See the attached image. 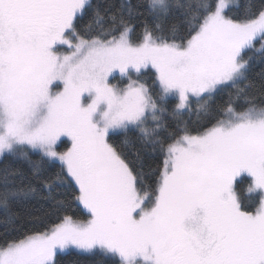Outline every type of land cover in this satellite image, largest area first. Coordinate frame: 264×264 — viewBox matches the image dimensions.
Returning <instances> with one entry per match:
<instances>
[{
    "label": "snow or ice",
    "instance_id": "1",
    "mask_svg": "<svg viewBox=\"0 0 264 264\" xmlns=\"http://www.w3.org/2000/svg\"><path fill=\"white\" fill-rule=\"evenodd\" d=\"M256 61L264 0H0V207L38 197L90 217L6 241L0 264L72 248L101 264H264ZM146 69L152 86L131 78ZM145 157L162 160L146 172Z\"/></svg>",
    "mask_w": 264,
    "mask_h": 264
},
{
    "label": "trees",
    "instance_id": "2",
    "mask_svg": "<svg viewBox=\"0 0 264 264\" xmlns=\"http://www.w3.org/2000/svg\"><path fill=\"white\" fill-rule=\"evenodd\" d=\"M253 3L259 5L260 0H252ZM135 3V0H133ZM230 15H238L236 12L230 13ZM140 31L139 22H137V33ZM135 39V37H134ZM264 71V65L260 64L258 61L254 62L251 68V77L259 82L260 73ZM131 78L133 80L140 79L142 82H146L148 85L152 86L155 80V73L151 69L144 70L143 74L137 75L136 73H131ZM113 85L119 87H125L128 83V78L120 80L119 77H115L110 82ZM62 90V85L60 89ZM69 143H64L60 145L61 151L65 150ZM129 160L133 163L136 162V154L134 152L128 153ZM146 168L148 171V165L153 169L160 164L162 157L159 159H153L145 157ZM155 176L149 173L145 178V185L155 187ZM250 184V178L246 175L240 177L237 181V191L243 200L245 206L251 210L255 211L257 207V195H250L247 192V188ZM72 216L73 219L86 221L89 219V215L81 205L76 203H69L65 205L63 209L57 210L53 208L51 202L45 201L40 198H34L26 201L16 203L8 210L0 207V246L4 243L18 240L23 238L25 235L32 234L33 232H42L48 230L50 227L62 222L63 216ZM57 264H101L100 257L93 256L87 253H83L77 250H68L63 253H58L56 257ZM109 264H112L110 261Z\"/></svg>",
    "mask_w": 264,
    "mask_h": 264
},
{
    "label": "rangeland",
    "instance_id": "3",
    "mask_svg": "<svg viewBox=\"0 0 264 264\" xmlns=\"http://www.w3.org/2000/svg\"><path fill=\"white\" fill-rule=\"evenodd\" d=\"M60 51L61 52H64V53H66L67 51H68V49L66 48V47H64V48H61L60 49ZM147 70V69H146ZM154 71V70H153ZM133 73V72H132ZM135 73V72H134ZM113 77L115 78V77H119V79L120 80H123V79H126V78H128L127 76H121L120 75V73L119 72H116V73H114L113 74ZM113 77H110V82H111V80L113 79ZM53 91H57V88H53ZM240 178H238V180H239ZM87 211V210H86ZM73 250H77V249H75V248H72ZM72 249H68V250H72ZM68 250H65V251H68ZM77 251H80V250H77ZM58 253H60V252H58Z\"/></svg>",
    "mask_w": 264,
    "mask_h": 264
}]
</instances>
